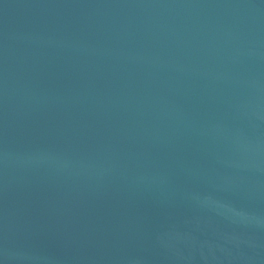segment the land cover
Masks as SVG:
<instances>
[{
  "label": "water",
  "instance_id": "water-1",
  "mask_svg": "<svg viewBox=\"0 0 264 264\" xmlns=\"http://www.w3.org/2000/svg\"><path fill=\"white\" fill-rule=\"evenodd\" d=\"M0 264H264V0H0Z\"/></svg>",
  "mask_w": 264,
  "mask_h": 264
}]
</instances>
